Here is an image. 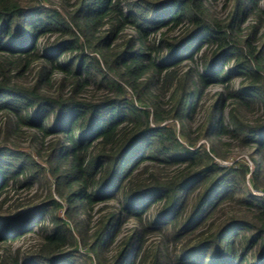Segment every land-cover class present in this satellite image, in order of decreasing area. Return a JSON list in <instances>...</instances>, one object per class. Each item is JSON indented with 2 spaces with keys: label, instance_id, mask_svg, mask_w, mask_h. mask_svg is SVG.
<instances>
[{
  "label": "trees",
  "instance_id": "1",
  "mask_svg": "<svg viewBox=\"0 0 264 264\" xmlns=\"http://www.w3.org/2000/svg\"><path fill=\"white\" fill-rule=\"evenodd\" d=\"M226 8L0 0V190L48 168L62 200L0 213V242L39 235L0 264H264V195L251 191L264 189V0ZM213 84L225 92L206 102ZM28 139L43 163L18 149ZM226 139L253 149V168L222 163ZM110 200L90 236V209ZM234 204L244 216L224 214Z\"/></svg>",
  "mask_w": 264,
  "mask_h": 264
},
{
  "label": "rangeland",
  "instance_id": "2",
  "mask_svg": "<svg viewBox=\"0 0 264 264\" xmlns=\"http://www.w3.org/2000/svg\"><path fill=\"white\" fill-rule=\"evenodd\" d=\"M212 3V11L218 16V17H222L227 13V8H226V0H211ZM249 22V20L247 21ZM184 64L190 65L191 62L190 61H185ZM192 65V64H191ZM32 81H34V79L30 76L27 79V83H32ZM239 81V79L237 80V82ZM27 83H25L26 85H28ZM207 91V98H206V102H208L216 92H225V86L222 84H213V85H209L206 88ZM254 113H250L247 114V119L248 120H254L257 117V114H260L262 112V110L258 107L254 108ZM202 120V119H200ZM199 123V122H198ZM196 123V125L198 124ZM179 124V122L177 123ZM51 138L48 137L46 139V141L50 140ZM229 143H230V147H229V152L232 153L231 157L228 158L227 160H222V163L225 165H235L237 162H246L247 164H249L250 168L254 167V160L252 158V154H253V149L249 148V147H245V146H241L238 144L237 141H233V140H228L226 139ZM207 140L203 139L202 141H200V143L202 142H206ZM18 144V149L20 150H24L25 152H28L32 155V157L41 162L40 161V157L39 154L37 152V149L41 146V144L39 142H37L36 140H25V141H16ZM43 163V162H41ZM40 163V164H41ZM147 166H149V171H151V166H153V169L155 171H161L162 170V166H160L159 164H155L151 161L146 163ZM143 166V165H142ZM47 168V167H46ZM250 175H247V180L249 179ZM250 185V184H249ZM3 190L0 192V213L1 214H5V215H10V214H14L18 211H21L29 206L35 205V204H39V203H47L49 200H51L52 198H54L55 200H59L60 202H62V200L59 198L58 193L56 191L55 188V182H54V178L52 177L51 173L49 172V169L47 168V170L45 171L43 168H41V171L39 173V175L37 176V178L32 181L31 183L28 184H24V185H15L13 183H11V185L7 186L5 189L2 188ZM251 191L254 194L257 195H264V189L263 191H259L256 190L254 188L251 189ZM117 203L114 200H110V201H104L100 204H97L96 206H94L92 209H90V213L93 216V220L92 222L89 224V226L85 227V230L87 229V234H89L90 236L93 234L94 230H96L99 226V219L101 218L102 214L104 212H106L107 210L112 209V207L116 206ZM157 207L152 208L150 210L151 216L157 211ZM232 211H236L238 212L239 216H244L243 214V209L238 206V205H228L225 210H224V214L228 215L230 214ZM59 215L65 217V212L64 209L59 210ZM147 214H145L146 216ZM149 216V215H147ZM150 216V217H151ZM72 222V221H71ZM74 224V223H73ZM139 223L137 222L136 219L134 218H127L124 222V227L123 230L127 231V230H133L136 228V226ZM41 225L38 222H35L33 225V228H37V226ZM72 225V223H71ZM74 232L78 234V232L76 231V227H73ZM165 232H149L147 233V237L149 239V242L151 243H158L161 240L163 241L164 239H168V235L169 233H165ZM39 242V235L37 234H33L31 236H26L23 237L22 239L13 241V242H9V243H5V242H0V255L1 254H15L18 251L19 252H25L30 250L33 246H35V244H37ZM173 241H171V244L169 245L170 249L172 250L173 247L175 246L174 244H172ZM80 248H82L84 250V248L82 246H80ZM115 254V251H112L111 253H108L106 256L108 258H112V256ZM93 258H95V256H93V254H91Z\"/></svg>",
  "mask_w": 264,
  "mask_h": 264
}]
</instances>
